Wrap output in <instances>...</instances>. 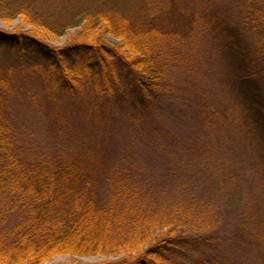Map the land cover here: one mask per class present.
Here are the masks:
<instances>
[{"label":"trees","instance_id":"1","mask_svg":"<svg viewBox=\"0 0 264 264\" xmlns=\"http://www.w3.org/2000/svg\"><path fill=\"white\" fill-rule=\"evenodd\" d=\"M127 1L0 0V20L21 24L0 30V54L30 61L21 73L56 92L92 83L101 97L128 96L152 117L164 100L180 99L166 54L178 41L155 1ZM177 1L182 13L187 0ZM205 7L195 5L190 27L219 30L218 46L236 65L234 92L248 118L243 133L264 139V0H242L233 16ZM173 18L187 20L177 10ZM72 30L69 43L53 44ZM13 67L0 61V264H45L60 255L122 256L116 264L233 263L229 253L214 250L223 237L224 225L215 224L220 210L197 194L189 177L169 175L162 187L154 174L146 178L121 164L109 168L102 184L96 168L102 160L53 159L27 149L21 123L36 114L35 102H17L24 118L14 113ZM256 211L244 208L225 252L240 255L242 244L264 242V231L247 224Z\"/></svg>","mask_w":264,"mask_h":264},{"label":"rangeland","instance_id":"2","mask_svg":"<svg viewBox=\"0 0 264 264\" xmlns=\"http://www.w3.org/2000/svg\"><path fill=\"white\" fill-rule=\"evenodd\" d=\"M152 1L159 8L157 12L164 11V22L170 20L168 30L178 41L166 49V54L173 64L179 101L164 100L149 117L145 109L132 105V98L123 99L119 93L101 97L92 83L73 93L56 92L35 76L21 73L30 61L25 65L16 54H0L3 65L14 66L12 84L16 95L11 98L12 104L16 102L20 110L24 109L21 104L35 102L30 111L36 114L24 118L25 112L14 111L24 118L21 126L25 147L37 156L53 159L80 156L83 162L102 160L104 167H96L101 168L98 176L102 184H106L110 169L121 164L146 178H150L147 172L154 174L153 179L160 180L162 187L169 175L189 177L197 194L213 200L220 210L215 224L224 225L220 233L223 237L213 242V249L223 255L229 253L232 264H264V242H243L245 251L240 255H233L234 248L225 252L223 244L243 221L248 205L257 211L250 214L247 224L253 230L264 231V139L243 133L248 118L234 92L231 75L236 65L218 46L219 30L210 28L201 33L189 24L197 3L206 6L204 10L233 16L235 4L242 0H187L182 2V13L177 0ZM176 10L187 20L173 18ZM20 25V20H0V30L13 31ZM74 31L53 44L69 43ZM121 257L60 255L45 264H116Z\"/></svg>","mask_w":264,"mask_h":264}]
</instances>
